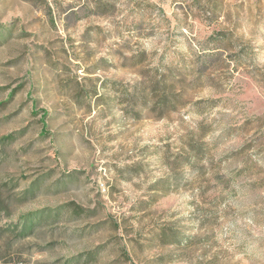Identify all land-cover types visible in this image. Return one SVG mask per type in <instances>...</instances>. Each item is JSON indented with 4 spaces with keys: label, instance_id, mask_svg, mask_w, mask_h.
<instances>
[{
    "label": "rangeland",
    "instance_id": "rangeland-1",
    "mask_svg": "<svg viewBox=\"0 0 264 264\" xmlns=\"http://www.w3.org/2000/svg\"><path fill=\"white\" fill-rule=\"evenodd\" d=\"M0 103V264H264V0H0Z\"/></svg>",
    "mask_w": 264,
    "mask_h": 264
},
{
    "label": "trees",
    "instance_id": "trees-1",
    "mask_svg": "<svg viewBox=\"0 0 264 264\" xmlns=\"http://www.w3.org/2000/svg\"><path fill=\"white\" fill-rule=\"evenodd\" d=\"M223 41L231 43V40L228 38H221V42ZM144 55L145 54L140 56L139 61L136 62L135 65H143ZM209 58L216 59L220 64L230 65L229 62L231 61L223 59L222 52L220 51L209 55ZM203 65L205 66V64ZM177 72L169 68L149 69L150 75L148 77L145 76L146 78L143 77V79L139 81L134 87V97H132V100L137 103H141L143 109H149L153 113H156L159 117H163L166 115V113L177 111V109L184 103L182 84L185 81L184 78H182V76L179 74L180 71ZM142 74L145 73L141 72V75ZM108 83L109 82H107L105 85ZM113 85L119 86L121 83L114 82ZM123 91L124 96L129 98L131 94H128V90L123 88ZM86 96L87 95L83 92H78L79 100H83ZM4 104L5 103H0V108H3ZM138 115L141 116V112ZM43 123L46 124V122ZM14 139L16 138L13 134L4 141H13ZM156 190L157 192L161 191L158 189ZM75 211L79 212L80 215L83 213V210L79 207L75 208Z\"/></svg>",
    "mask_w": 264,
    "mask_h": 264
}]
</instances>
